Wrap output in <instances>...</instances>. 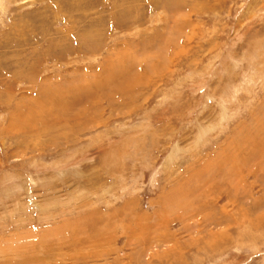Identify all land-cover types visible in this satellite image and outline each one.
<instances>
[{"label": "rangeland", "instance_id": "374dc122", "mask_svg": "<svg viewBox=\"0 0 264 264\" xmlns=\"http://www.w3.org/2000/svg\"><path fill=\"white\" fill-rule=\"evenodd\" d=\"M0 264H264V0H0Z\"/></svg>", "mask_w": 264, "mask_h": 264}]
</instances>
